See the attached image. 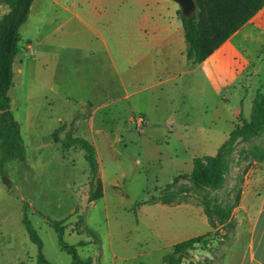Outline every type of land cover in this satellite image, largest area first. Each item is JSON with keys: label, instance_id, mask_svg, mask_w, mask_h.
<instances>
[{"label": "rangeland", "instance_id": "1", "mask_svg": "<svg viewBox=\"0 0 264 264\" xmlns=\"http://www.w3.org/2000/svg\"><path fill=\"white\" fill-rule=\"evenodd\" d=\"M178 9L175 0L35 1L19 28L23 49L8 91L25 160L0 163V264H37L24 214L49 264H71V257L48 218L64 220V240L91 264H165L162 257L173 244L194 236L206 235L209 247L224 250L226 229L211 230L200 206L204 195L229 206L241 178V190L256 192L242 197L254 211L252 198L255 205L264 193V160H257L252 146L264 153V134L234 139L222 188L196 187L188 173L192 156L215 154L241 124L236 110L249 118L250 100L264 91V46L242 45L240 56L224 55L216 68L219 85L206 65L183 57L176 69L161 67L154 80L160 84L145 89L148 81L133 65L136 55L120 59L125 38L135 48L142 22L158 15L171 19ZM6 10L0 0V17ZM77 138L93 146L95 171L73 144ZM98 183L102 196L91 200ZM236 208L229 246L239 224ZM247 241L245 232L234 249ZM209 257L201 241L180 264Z\"/></svg>", "mask_w": 264, "mask_h": 264}, {"label": "trees", "instance_id": "2", "mask_svg": "<svg viewBox=\"0 0 264 264\" xmlns=\"http://www.w3.org/2000/svg\"><path fill=\"white\" fill-rule=\"evenodd\" d=\"M2 2L6 5L7 10L0 17L1 164L13 159L25 160L20 126L10 109L8 91L13 84V62L23 49L20 44L19 28L27 18L33 0H2ZM193 2L194 10L188 15L183 14L180 8L176 11V16L182 24L186 42L185 55L193 64L205 60L264 6V0H193ZM238 119L241 124L230 131L227 140L221 144L215 154L195 155L191 158L192 166L188 173V179L196 187L222 188L232 166V159L229 158L227 152L234 139L237 136L251 138L257 134H264V91L257 90L255 92L249 118H243L240 112ZM73 141L74 145H78L84 151L89 166L95 171L96 159L93 146L84 138H77ZM252 150L254 155H257L258 161L264 160V153L256 144H253ZM242 185L243 180L236 178L233 185L235 190L233 201L229 206H222L218 197L209 199L204 195L200 200V206L211 229H216L219 225L226 229L225 233L222 234L225 237L224 250L217 246L209 247L206 240L207 236L199 235L173 244L171 251L162 257L165 264H180L186 252L196 248L201 241L202 247L211 253V257L205 258L203 262L197 264H221L225 250L231 243L229 241L231 235L226 236V234L230 233L231 228H233L231 226V212L232 208L239 204ZM101 196L102 191L100 183H98L97 190L91 196V200H96ZM162 201L167 202L164 199ZM22 222L29 239L37 247V264H49L42 252L43 242L25 214ZM47 223L56 232L59 247L70 255L71 264H91L90 258L82 259L76 250V246L68 244L64 240V220L48 218ZM88 233L94 236L92 230L88 229ZM82 244L81 241L78 243V245Z\"/></svg>", "mask_w": 264, "mask_h": 264}, {"label": "crops", "instance_id": "3", "mask_svg": "<svg viewBox=\"0 0 264 264\" xmlns=\"http://www.w3.org/2000/svg\"><path fill=\"white\" fill-rule=\"evenodd\" d=\"M35 1L36 0H33L31 3L28 15L33 10ZM139 30L141 34H139L140 36L136 41L135 48H133L134 46L132 44H127V38H125L124 44L121 45L120 48V59L122 60L130 54L136 55L133 65L138 67L137 70L141 76V81H148L146 83L147 85L143 88H151L160 84L159 81L157 82L154 80L158 79L157 74L161 67L170 71L173 70V68L176 69L179 67V60L183 57L191 62L185 55L186 42L183 35V28L181 21L177 18L174 11L171 19H164L159 15L155 18L151 17V20L147 18L146 22H142ZM147 32H150V34ZM242 45L246 47L252 46L255 50L264 46V6L213 53L197 65H206L211 76L215 79L214 81L219 85L216 68L222 67V58L224 55H229L231 57L240 56L243 50ZM107 51L110 55L109 49H107ZM96 95L97 93L95 92L94 96ZM125 96L128 98L129 94L127 93ZM252 99L250 100V104ZM102 104L106 105L107 103ZM129 106L131 108V105ZM95 110L96 109H94L90 115L92 129ZM240 112L241 110H236V116H239ZM77 120V122H79V119ZM98 131L103 132L104 130L99 129ZM247 188H249V190H247ZM247 188L245 187V189L241 190L239 204L235 206L237 207L235 216L239 218V224H237V230L233 235L234 241L232 245L228 247L227 251H225L221 264H264V193L260 202H256L255 205L252 204L254 203L252 198L251 208L254 211L250 212L242 203V197L248 191L253 195H255L256 192L251 190L250 186ZM258 194L259 193L256 195ZM231 218L233 219L232 212ZM245 232L248 234V241L243 245L241 250H235V244Z\"/></svg>", "mask_w": 264, "mask_h": 264}, {"label": "water", "instance_id": "4", "mask_svg": "<svg viewBox=\"0 0 264 264\" xmlns=\"http://www.w3.org/2000/svg\"><path fill=\"white\" fill-rule=\"evenodd\" d=\"M175 2L185 15H188L194 10L195 5L193 0H175Z\"/></svg>", "mask_w": 264, "mask_h": 264}, {"label": "built area", "instance_id": "5", "mask_svg": "<svg viewBox=\"0 0 264 264\" xmlns=\"http://www.w3.org/2000/svg\"><path fill=\"white\" fill-rule=\"evenodd\" d=\"M133 122L135 123V125L140 127L143 125V118L142 117H136L133 119Z\"/></svg>", "mask_w": 264, "mask_h": 264}]
</instances>
